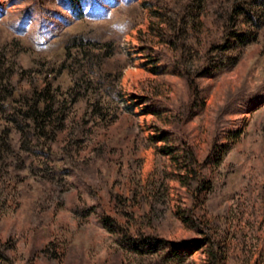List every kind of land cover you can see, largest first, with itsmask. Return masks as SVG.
<instances>
[{
  "label": "rangeland",
  "instance_id": "obj_1",
  "mask_svg": "<svg viewBox=\"0 0 264 264\" xmlns=\"http://www.w3.org/2000/svg\"><path fill=\"white\" fill-rule=\"evenodd\" d=\"M208 1L183 56L188 0H0V264H213L196 218L218 264H264V30L201 75Z\"/></svg>",
  "mask_w": 264,
  "mask_h": 264
},
{
  "label": "trees",
  "instance_id": "obj_2",
  "mask_svg": "<svg viewBox=\"0 0 264 264\" xmlns=\"http://www.w3.org/2000/svg\"><path fill=\"white\" fill-rule=\"evenodd\" d=\"M63 1L67 5L76 8V0ZM200 4L201 0H188V3L183 2L181 13H176V16L170 14L173 18L170 20L172 32L169 41L175 47L179 46L180 43L185 44L183 56L189 55L194 47L190 45V42L188 44V39L200 15ZM206 4L207 10L212 13L214 17L218 18V20L216 18L215 23L218 22L221 26L223 36L220 38V41L213 43L210 48L207 55V62L200 72L201 75L211 74L221 66L227 67L239 61V55L242 51L247 46L254 43L264 30V0H210ZM82 44L83 42L80 43V45ZM102 57L101 54L91 56L90 62L93 69L96 70L95 67L99 65V62H102ZM191 66L193 67L194 64L192 63ZM93 73L97 74L96 71H93ZM3 78L4 77H2V79L0 78L1 87L3 86ZM6 93H8V91ZM39 101V97L35 99V103L30 107V110L26 112V116L31 117L35 123L38 121L46 125V123L53 120V112L51 111L52 104L47 101L45 110L41 112L38 108ZM15 121L20 123L17 118ZM183 151L187 166H191L192 169L195 170L194 152L189 148H185ZM192 224L205 236L201 243L209 247L208 251L211 262L213 264H218L222 262V260L224 261V254L220 256V241H217L209 233V227L204 225L199 218L194 219ZM161 241L162 240L158 238L145 237L130 243L135 245L136 249L142 251L145 249H154Z\"/></svg>",
  "mask_w": 264,
  "mask_h": 264
}]
</instances>
